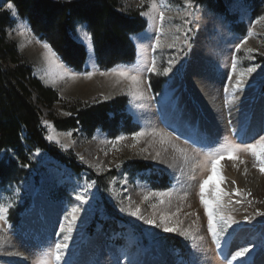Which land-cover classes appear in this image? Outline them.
<instances>
[{
    "label": "rangeland",
    "instance_id": "1",
    "mask_svg": "<svg viewBox=\"0 0 264 264\" xmlns=\"http://www.w3.org/2000/svg\"><path fill=\"white\" fill-rule=\"evenodd\" d=\"M7 3L0 0V9L9 12L12 21L6 29L7 39L17 44L20 53L32 65L33 75L58 99L51 108L39 103L36 94H32L33 103L44 120L66 117L62 106L79 101L114 100L120 105L116 109L115 128L107 124L106 132L97 130L91 136L79 131L56 130L51 120H46L51 125L47 129L53 137L52 144L63 151L71 150L94 175L105 176L102 190H98L95 183L88 203L82 206L60 264H228L231 255L242 247H248L249 253L233 264L241 261L264 264V216L256 215L258 211L264 212V197L258 195L256 199L254 196V191L262 190H259L261 181L255 178L261 180L264 175L253 167L252 155L241 152L240 158L246 163L236 161L238 168L233 167L232 160L220 162L227 190L231 191L232 181H237L239 184L236 182L235 186L245 194L251 192V196H234L232 200L240 203L231 204H227L228 198H225L224 211L236 223L221 238L219 248L207 232V217L198 195L199 183L208 172L201 167L193 171L204 159V152L219 147L225 137L235 143H250L264 135V20L250 18L248 7L236 0H223L225 15L209 12L194 3L195 10H187L192 12L191 17L183 7L184 0H165L161 43L153 51L152 44L160 25L155 13L151 18L140 15L141 11L148 10L147 0L143 6L141 0H116L121 13L137 12L145 24L143 32L131 37L136 54L133 60L113 68L124 67L138 75L140 83L136 86L115 74H99L102 70L96 65L91 36L81 23L76 26L74 40L86 52L83 70L74 72L57 57L58 63H53L46 58L44 42L37 43L27 23L18 15L13 16ZM237 20L245 25H237ZM25 27L28 31L20 35ZM250 31L251 37L240 52H236V44L248 37ZM85 33L90 39L85 38ZM169 44L175 46L170 48ZM249 48L254 50L252 59H248ZM234 56L238 68L254 65L256 71L248 77L244 90L236 93L235 98L229 97L232 102L225 106L224 86L229 83L227 76ZM153 60L161 73L169 66V61L175 63L167 75L154 74L147 71ZM68 70L74 73L89 70L96 74L91 79L83 76L71 79L65 75ZM139 92H143L142 98H134ZM153 129L169 132L171 144L161 145L159 137L147 134L138 141L131 139L136 132L148 133ZM120 136L127 139L115 146L108 143ZM173 144L186 149L187 159L173 150ZM27 151L30 152L29 162L35 168H26L27 174L16 185L0 188V203L12 204L7 222H0L5 238V242L0 243V264H35L54 241L62 239V235L57 237L55 233L65 209L79 203L74 199L75 194L86 182L94 181L88 172L76 174L38 150ZM8 155L3 153L2 157ZM141 165L150 168L141 171ZM245 168L247 175L243 174ZM36 173L38 183L34 182ZM192 176L195 179H190ZM214 182L218 183L215 178ZM153 192L169 195L149 196L147 201L143 200ZM185 194L186 199H181ZM125 197H130V201ZM129 203L133 209L140 207L144 219L159 222L163 214L169 217L170 225L189 229L203 239L186 240L177 233H166L162 228L145 224L143 219L120 210ZM178 209L181 211L177 212ZM171 213L176 215H169ZM9 251L21 255L9 256ZM254 253L252 260L249 256Z\"/></svg>",
    "mask_w": 264,
    "mask_h": 264
},
{
    "label": "trees",
    "instance_id": "2",
    "mask_svg": "<svg viewBox=\"0 0 264 264\" xmlns=\"http://www.w3.org/2000/svg\"><path fill=\"white\" fill-rule=\"evenodd\" d=\"M232 1V0H227ZM248 7L249 17L264 16V0H236ZM15 5L18 16L26 21L31 32L40 41L50 45L61 63L74 72L85 66L86 52L74 40L76 26L84 24L91 36L96 65L108 71L129 64L135 57L131 37L144 31V20L137 12L129 15L119 11L116 0H81L54 2L52 0H7ZM197 7L225 15L223 0H194ZM219 10V11H218ZM9 12L0 9V188L16 185L27 174L26 168H35L29 162L27 150H38L76 174H92L98 190H102L104 175H94L81 164L71 150L63 151L48 139V120L56 130L93 135L106 130L107 124H117L119 101L75 102L63 105L67 114L62 119H45L36 108L38 102L51 107L58 102L56 94L45 88L33 75V67L20 53L14 41H9L6 29L11 25ZM237 25L245 22L237 20ZM264 92V91H263ZM106 132V131H105ZM9 154L2 157V154ZM23 165H27L24 167ZM141 171L150 168L141 165ZM38 183V174L34 175Z\"/></svg>",
    "mask_w": 264,
    "mask_h": 264
},
{
    "label": "snow or ice",
    "instance_id": "3",
    "mask_svg": "<svg viewBox=\"0 0 264 264\" xmlns=\"http://www.w3.org/2000/svg\"><path fill=\"white\" fill-rule=\"evenodd\" d=\"M144 0H141V6H143ZM148 4V10L147 11H141V16L150 17L153 13H155L158 16V23L160 27L157 28V39L155 40V43L152 44V50L155 51L157 47L160 46V39L159 35L163 31V24L165 22V0H159V3L157 0H147ZM7 9L11 10V14L13 16H17L18 13L16 12L15 5L11 2L7 3ZM185 11L187 12V15L189 17L192 16V12H188V9L195 10L194 0H184ZM260 20H264V16H261L259 18ZM185 23H189L188 20H185ZM28 31V29L25 27L24 30L20 31V35H25V32ZM177 31L179 32L180 29L177 28ZM252 35L251 31L248 34V37L241 40L240 43L236 44L235 51L240 52L242 46L247 43V39L250 38ZM86 39H90V37L87 36V33L84 34ZM37 43H41L39 40ZM185 43H187V36H185ZM174 44H169L168 47H174ZM42 47L45 49L46 58L51 60L53 63H58L57 58L55 56V53L52 51L51 47L47 43H43ZM254 50L249 48L247 49V55L248 59H252L251 53ZM175 63L174 60L169 61V66L163 68L162 73L157 68V65L155 63V60L152 61L151 67L147 68V71L154 74H163L167 75L171 71V65ZM256 71V66H246L243 68H238L237 59L234 56L231 61V71L227 76V80L229 83H227L224 86V92H225V106H227L229 103L232 102V100L229 99V97L235 98L236 93L242 92L248 82V77L251 76L253 72ZM95 71H89L85 70L83 73H74L70 70L65 72V75L68 76L71 79H75L77 76H83L84 79H91L93 75H95ZM101 76H107L109 74H115L118 75L126 80H128L133 85L138 86L140 83V77L136 74H132L131 71L127 68L121 67L112 69L109 71H102L99 73ZM143 96V92H139L138 95H136L134 98L140 99ZM47 127H51L50 124H48L46 121L44 122ZM151 135L153 137H159V143L161 145H167L171 144L172 142V136L169 132L162 131V130H156L153 129L148 133H145L144 131H139L133 134L131 139L133 141H138L140 137H143L144 135ZM64 135L71 136V133H65ZM46 139L49 141L53 140V137L51 135L47 136ZM127 139L125 136H120L114 141H108V143L112 144L113 146L120 143V141H123ZM59 143V141H56ZM173 150L176 152L181 153L185 156V159H187L186 156V149H181L177 147L175 144L172 145ZM119 151V149H116ZM167 149L165 148V151ZM245 152L252 155V157L255 160V163L253 164V167L261 174L264 175V135L259 136L258 139H255L254 142L250 143H235L232 140H230L228 137L224 138V142L217 148H214L212 150H209L207 152H204V159L200 162V164L195 165L193 167V171H195V167H201L202 169H206L208 172V175L206 178L202 179L199 183V201L201 206L204 210V215L207 217V232L210 235L213 244L216 245L217 248H219L221 238L224 236V234L228 231L229 228L232 227L233 224L236 223L234 218L231 215H228L225 213L226 203L225 198L227 197V204L231 203H240L239 200H232V197L234 196H251V192L244 193V190L239 189L236 187V182L232 181V189L231 191H228L226 188L227 180L226 177L222 173V165L220 164L221 161L225 159L232 160L233 167L238 168V165L236 164V161L239 162V164H245V160L240 158V153ZM156 156H160V152H156ZM81 160H83V157H80ZM24 167H27V165H23ZM119 167V166H117ZM247 168L244 169V175H247ZM214 178L218 183L214 182ZM190 179H195V176L190 177ZM122 183H126V181H122ZM95 182H86L83 186L80 192L75 194L74 199L78 201V204H72L70 207L65 209L64 215L59 223V229L55 233L57 237L62 235V239H58L54 241L48 248L47 252L44 253L41 257H39L35 264H60V262L64 258V250L68 247V240L70 239V234L74 231L76 228V222L79 218L80 212L83 210L82 206L86 203H88L89 198L91 196V189L93 188ZM165 195H169V193H161V192H153L149 193L148 195H145L143 197V200L147 201L149 199V196H157L162 197ZM186 195L181 197V199H186ZM124 199H127L130 201V197H125ZM160 203L163 204L164 201L160 200ZM12 207L11 203H0V222L6 223L7 213L9 209ZM152 207H155V205H152ZM122 212H127L129 216L135 217L137 219H143L145 224L153 225L157 228H162V230L166 233H177L181 237H183L186 240H202L203 237L196 236L191 230L189 229H182L178 226H173L168 223V216H165L161 214L160 221L157 222L155 219H144V217L141 214V209L139 206H136L135 209L132 208L131 203H129L126 207H121L120 209ZM181 211L180 209L177 210V212ZM169 215H176V213H171ZM256 215L264 216V212H257ZM246 220H248V217H245ZM3 229L0 228V243L5 242V238L2 235ZM250 249L248 247H242L240 250L236 251L234 254L231 255V260L228 261V264H233V262H236L238 258L245 257L247 253H249ZM7 255L9 256H20L21 253L19 252H7ZM240 264H244L243 261L240 262Z\"/></svg>",
    "mask_w": 264,
    "mask_h": 264
},
{
    "label": "bare ground",
    "instance_id": "4",
    "mask_svg": "<svg viewBox=\"0 0 264 264\" xmlns=\"http://www.w3.org/2000/svg\"><path fill=\"white\" fill-rule=\"evenodd\" d=\"M189 85H190V83H189ZM198 88V87H197ZM192 90V89H191ZM193 93V92H192ZM241 166V165H240ZM242 167V166H241ZM256 180H259V181H261V187L259 188V190H261L260 192H258V189L256 190V191H254V193H256V194H254V196L255 197H257L256 199H259V197H258V195L260 196V197H264V177L262 176V178H261V180L258 178L257 179V177L255 178ZM241 180V182H242V179H240ZM255 180V181H256ZM237 182V181H236ZM238 183V182H237ZM239 184V183H238ZM237 184V185H238ZM243 184V183H242ZM249 185V184H248ZM254 185V184H253ZM244 186V185H243ZM238 187V186H237ZM251 187V186H250ZM241 189V188H240ZM260 193V194H259ZM254 255H255V253L253 254V255H250L249 256V258H251L252 260H253V258H254ZM158 262H160V263H162V260H158Z\"/></svg>",
    "mask_w": 264,
    "mask_h": 264
}]
</instances>
